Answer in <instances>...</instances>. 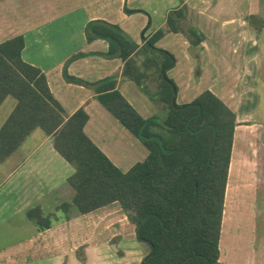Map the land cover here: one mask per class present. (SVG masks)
I'll return each mask as SVG.
<instances>
[{
    "label": "crops",
    "instance_id": "1",
    "mask_svg": "<svg viewBox=\"0 0 264 264\" xmlns=\"http://www.w3.org/2000/svg\"><path fill=\"white\" fill-rule=\"evenodd\" d=\"M179 10L180 29L195 28L203 36L199 45L169 30L168 18ZM93 21L120 27L140 47L164 30L156 46L177 59L168 72L177 104L210 91L235 113L219 261L264 264V0H0V44L24 37L23 60L44 73L65 117L85 110L86 135L127 173L148 158V149L92 88L66 75L89 84L118 77L117 89L144 119L163 120L168 107L122 77V59L101 57L110 45L87 40ZM149 88L156 93L154 83ZM16 105L9 97L0 107V130ZM37 130L0 162V264H142L150 250L137 239L134 213L120 202L85 215L59 211L74 197L68 181L76 169ZM240 206L258 211L255 221L239 226ZM32 210L50 227L41 230L28 217Z\"/></svg>",
    "mask_w": 264,
    "mask_h": 264
},
{
    "label": "trees",
    "instance_id": "2",
    "mask_svg": "<svg viewBox=\"0 0 264 264\" xmlns=\"http://www.w3.org/2000/svg\"><path fill=\"white\" fill-rule=\"evenodd\" d=\"M183 17L182 10L171 14L169 30L183 31L194 46L199 45L203 36L195 28L180 29L178 20ZM164 34V30L157 32L140 47L120 27L107 22L93 21L86 28L89 42H109L108 52L101 57L122 59V77L168 107L165 120L144 119L117 89L118 77L89 84L66 75L92 88L111 115L148 149V158L127 173L86 135L85 110L65 117L44 73L23 60L24 37L0 44V107L9 97L17 101L0 130V162L40 129L76 169L68 181L74 197L59 211L69 215L73 209L85 215L120 202L134 213L138 241L149 247L142 264H222L219 244L236 115L210 91L190 104H177V87L168 77L177 59L156 46ZM149 82L155 83L156 93L150 91ZM28 217L41 230L51 225L39 210L30 211Z\"/></svg>",
    "mask_w": 264,
    "mask_h": 264
},
{
    "label": "rangeland",
    "instance_id": "3",
    "mask_svg": "<svg viewBox=\"0 0 264 264\" xmlns=\"http://www.w3.org/2000/svg\"><path fill=\"white\" fill-rule=\"evenodd\" d=\"M155 84V83H154ZM156 99V98H155ZM159 100V99H158ZM156 103H160L161 104V101L159 100L158 102H156ZM159 104V105H160ZM8 106V105H7ZM168 109V108H167ZM166 112H168V110H166ZM164 113V119L163 120H165L166 119V117L168 116V113ZM167 115V116H166ZM163 116V115H162ZM38 132H42L41 130H37ZM159 130H156V132H158ZM260 188H262L263 189V187L262 186H260ZM259 194H260V196H262V198L264 199V194H263V191H260L259 192ZM257 200L258 199H255V198H253L252 199V201H254V202H257ZM264 202V201H263ZM242 209V211L238 214V219H237V223H238V225L240 226V225H245L247 222H246V220L248 219V220H254L255 221V216L257 215V213H258V211L256 212V211H254L253 209H251V208H247V207H245V206H240L239 207V210H241ZM238 210V211H239ZM263 220H264V212H263ZM247 220V221H248ZM257 221V220H256ZM242 225V226H243ZM237 229L234 231L235 233H237ZM143 245H145V244H143ZM147 248H149L147 245H145Z\"/></svg>",
    "mask_w": 264,
    "mask_h": 264
}]
</instances>
